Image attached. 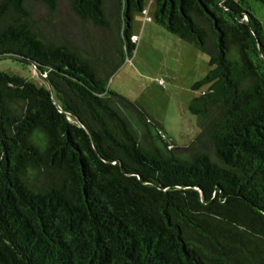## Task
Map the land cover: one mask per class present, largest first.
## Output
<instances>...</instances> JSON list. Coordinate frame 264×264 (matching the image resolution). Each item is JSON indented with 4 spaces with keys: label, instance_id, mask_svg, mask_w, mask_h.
Returning a JSON list of instances; mask_svg holds the SVG:
<instances>
[{
    "label": "trees",
    "instance_id": "1",
    "mask_svg": "<svg viewBox=\"0 0 264 264\" xmlns=\"http://www.w3.org/2000/svg\"><path fill=\"white\" fill-rule=\"evenodd\" d=\"M0 0V264H264V0H152L154 19L209 56L189 111L199 134L170 141L108 88L137 49L144 0H117L119 61L48 39L27 3ZM113 30L105 0H70Z\"/></svg>",
    "mask_w": 264,
    "mask_h": 264
},
{
    "label": "rangeland",
    "instance_id": "2",
    "mask_svg": "<svg viewBox=\"0 0 264 264\" xmlns=\"http://www.w3.org/2000/svg\"><path fill=\"white\" fill-rule=\"evenodd\" d=\"M57 2L55 12H50L43 3H27L39 30L48 39L68 42L95 55L110 52L114 41L110 61L105 63L106 71L112 73V67L119 61L116 44L122 38L115 30L117 0H105L104 6L113 30L82 21L72 11L70 0ZM144 3L151 6L150 20L141 13L134 14L132 32L140 37L137 49L131 59L124 53L125 62L111 74L108 88L140 103L162 125L170 141L187 147L200 132L198 117L189 111V105L207 89L205 86L195 91L193 86L209 72V56L159 25L154 19L153 1L144 0ZM0 72L39 83V76L31 67L12 59H0ZM157 80H163L164 85H159Z\"/></svg>",
    "mask_w": 264,
    "mask_h": 264
},
{
    "label": "built area",
    "instance_id": "3",
    "mask_svg": "<svg viewBox=\"0 0 264 264\" xmlns=\"http://www.w3.org/2000/svg\"><path fill=\"white\" fill-rule=\"evenodd\" d=\"M149 13H150V7H147V8L144 9L142 14L145 16V18H148ZM132 42L138 43L139 42V37L136 36V35H133ZM157 81H158L159 85H164V81L163 80H157Z\"/></svg>",
    "mask_w": 264,
    "mask_h": 264
},
{
    "label": "crops",
    "instance_id": "4",
    "mask_svg": "<svg viewBox=\"0 0 264 264\" xmlns=\"http://www.w3.org/2000/svg\"><path fill=\"white\" fill-rule=\"evenodd\" d=\"M142 15H143V14H142ZM148 19L150 20V17H149V16H148ZM133 35L139 36V35L134 34V33H133ZM139 40H140V37H139ZM137 45H138V43H137Z\"/></svg>",
    "mask_w": 264,
    "mask_h": 264
}]
</instances>
